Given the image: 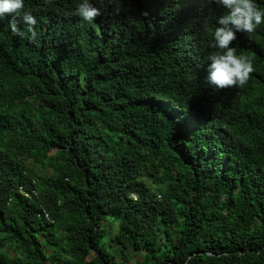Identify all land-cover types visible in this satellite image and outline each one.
<instances>
[{
	"label": "trees",
	"instance_id": "trees-1",
	"mask_svg": "<svg viewBox=\"0 0 264 264\" xmlns=\"http://www.w3.org/2000/svg\"><path fill=\"white\" fill-rule=\"evenodd\" d=\"M76 2L24 0L35 41L0 19V264H264V24L232 45L247 84L214 89L226 10Z\"/></svg>",
	"mask_w": 264,
	"mask_h": 264
},
{
	"label": "clouds",
	"instance_id": "clouds-1",
	"mask_svg": "<svg viewBox=\"0 0 264 264\" xmlns=\"http://www.w3.org/2000/svg\"><path fill=\"white\" fill-rule=\"evenodd\" d=\"M206 2L226 10L216 18V27L211 33L209 47L214 51L206 57L208 61L206 81L214 89L234 86L242 88L249 81L250 74L255 71L254 58L238 53L237 48L232 45L237 40V33L251 34L264 24V6L258 4L257 0H206ZM24 8V0H0V19L6 14L12 16L13 20L9 24L11 32L20 37H27L29 41H35L38 37L34 27L37 20ZM74 14L83 22L91 24L100 15V10L93 5L92 0H77ZM16 17H20V24L24 30L17 24ZM190 260L191 257L185 264H189Z\"/></svg>",
	"mask_w": 264,
	"mask_h": 264
},
{
	"label": "rangeland",
	"instance_id": "rangeland-1",
	"mask_svg": "<svg viewBox=\"0 0 264 264\" xmlns=\"http://www.w3.org/2000/svg\"><path fill=\"white\" fill-rule=\"evenodd\" d=\"M115 222L114 223H112V226L111 227H113V229L112 230H114L115 229Z\"/></svg>",
	"mask_w": 264,
	"mask_h": 264
},
{
	"label": "built area",
	"instance_id": "built-area-1",
	"mask_svg": "<svg viewBox=\"0 0 264 264\" xmlns=\"http://www.w3.org/2000/svg\"><path fill=\"white\" fill-rule=\"evenodd\" d=\"M45 216L47 217V214L45 213Z\"/></svg>",
	"mask_w": 264,
	"mask_h": 264
}]
</instances>
